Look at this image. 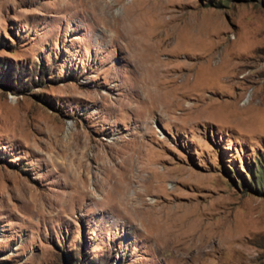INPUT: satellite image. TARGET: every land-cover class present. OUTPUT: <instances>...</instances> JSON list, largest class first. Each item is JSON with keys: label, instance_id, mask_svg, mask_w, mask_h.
Wrapping results in <instances>:
<instances>
[{"label": "rangeland", "instance_id": "374dc122", "mask_svg": "<svg viewBox=\"0 0 264 264\" xmlns=\"http://www.w3.org/2000/svg\"><path fill=\"white\" fill-rule=\"evenodd\" d=\"M99 3L0 0V264H264V0Z\"/></svg>", "mask_w": 264, "mask_h": 264}, {"label": "bare ground", "instance_id": "6f19581e", "mask_svg": "<svg viewBox=\"0 0 264 264\" xmlns=\"http://www.w3.org/2000/svg\"><path fill=\"white\" fill-rule=\"evenodd\" d=\"M94 2H96V4L98 3V4H100L99 3V0H94ZM96 8V7H95ZM142 9V8H141ZM143 59V58H142ZM145 59V58H144ZM143 62V61H142ZM208 62V61H207ZM146 64V62H143V64ZM157 66V65H156ZM155 69H156V71L157 72H160V71H162V69L160 68V64H159V66H157V67H154ZM170 69V68H169ZM169 69L168 68H166L165 69V71H169ZM232 69H234V68H232ZM158 74V73H157ZM164 75V74H163ZM162 76V75H161ZM165 76V75H164ZM163 76V77H164ZM172 78V77H171ZM170 79V78H169ZM162 80V79H161ZM165 80V79H164ZM142 81V80H141ZM163 81V80H162ZM162 81H159V82H162ZM185 81H186V79H185ZM167 82H168V80H167ZM182 83V82H181ZM184 83V82H183ZM161 84V83H160ZM185 84H187L186 82H185ZM184 86V85H183ZM176 100V99H175ZM174 104H179V101H178V99L176 100V101H174ZM191 107V106H190ZM82 152V151H81ZM84 156V155H83ZM79 157V156H78ZM82 157V156H81ZM80 162H82L81 160H80ZM79 163V162H78ZM145 166H147L146 164L144 165H142L141 167H140V170H138V172L137 173H135V175H136V178L138 179V181H140V177L143 175L142 173H143V171L146 169V167ZM148 167H150V166H148ZM132 169V168H131ZM75 171V170H74ZM128 171H130V170H128ZM146 171V170H145ZM126 172V171H125ZM81 173V172H80ZM150 173V176H148L147 178L149 179L150 177H151V175H152V173L151 172H149ZM131 175H132V173H129V172H126V173H124L122 176H117L116 174H115V176L113 177H111L112 178V180H113V182L111 183V186L112 187H114L115 189H117L118 191H120V190H123V193L122 194H117V195H115V196H113V197H117L116 198V204H118L121 208H123V209H127V208H129V209H131V210H133V211H136V210H141V208H137V207H133L132 205V208L131 207H129V206H127V202H128V198H127V196H126V191H125V189L127 188V185H128V178H130L131 177ZM134 175V174H133ZM135 181V180H134ZM130 182V181H129ZM137 182V181H136ZM110 183V182H109ZM137 184H139V182L137 183ZM135 185H136V183H135ZM81 186V188H82V185H80ZM136 186H138V185H136ZM140 186V185H139ZM163 186V182H161V181H157L156 182V187L158 188V187H162ZM138 191V190H137ZM135 193V192H134ZM132 195V194H131ZM135 195V194H134ZM131 197V196H130ZM135 197V196H134ZM138 197V196H137ZM132 201V200H131ZM135 201V200H134ZM136 203V202H135ZM134 203V204H135ZM131 204V203H130ZM117 205V206H118ZM129 205V204H128ZM152 205H155V202H151V207H149V208H152V209H154L153 207H152ZM127 207V208H126ZM157 207V206H156ZM156 213H160V218H161V215H162V213H165L161 208H156L155 210H154ZM173 212V211H172ZM172 212L171 211H167V215H171L172 214ZM166 214V213H165ZM176 214V213H175ZM163 216V215H162ZM172 217H174V216H172ZM158 217H156V219H157ZM163 218V217H162ZM169 218V217H168ZM170 220V219H169ZM161 237V236H160Z\"/></svg>", "mask_w": 264, "mask_h": 264}]
</instances>
